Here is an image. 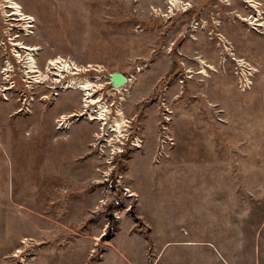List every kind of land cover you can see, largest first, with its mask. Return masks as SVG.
<instances>
[{
    "label": "rangeland",
    "instance_id": "obj_1",
    "mask_svg": "<svg viewBox=\"0 0 264 264\" xmlns=\"http://www.w3.org/2000/svg\"><path fill=\"white\" fill-rule=\"evenodd\" d=\"M18 1L33 32L15 20L6 35L0 5V170L17 199L23 164L31 200L12 210L0 264H264V26L232 13L256 10L243 0H222L221 18L218 0L173 11L166 0ZM9 37L37 44L40 67L57 55L76 63L74 75L95 84L91 106L106 102L109 120L123 112L122 142L109 145L114 132L90 118L84 91L59 89L73 74L27 80ZM198 56L216 70L196 73ZM232 56L250 63L249 79ZM115 70L132 77L120 90ZM63 115L73 123L59 130ZM41 194L45 207L32 200Z\"/></svg>",
    "mask_w": 264,
    "mask_h": 264
},
{
    "label": "bare ground",
    "instance_id": "obj_2",
    "mask_svg": "<svg viewBox=\"0 0 264 264\" xmlns=\"http://www.w3.org/2000/svg\"><path fill=\"white\" fill-rule=\"evenodd\" d=\"M246 1H248L253 6V8L256 10V14L254 15L252 14L249 17H243L240 13H238V15H240L241 18L247 20L248 24L253 23L254 24L253 28L260 31L261 28L264 26V17L260 9V5L256 0H246ZM166 2L168 4V7L170 8V11H173L175 8H178L182 4H184L182 0H166ZM0 5H1L3 22L5 24H8L6 29H4L6 35L8 34L12 35L10 32L11 30L14 29L12 26L15 24L14 23L15 20L20 21L19 24L20 26L18 31H23V34L25 35H30L33 32L31 30V26L33 25V16L24 10V6L21 4L20 1L1 0ZM185 8H187L186 4H184V9ZM15 36H18V34H15ZM219 37L223 38V35H219ZM9 38L13 44L12 45L13 54L17 57L18 60H23L22 75H24L27 80L30 81L31 79V81L34 83L37 82L46 83L49 81L50 77H54L55 80L54 83H57L58 85L61 83L62 80L61 77L63 76L64 73H68V74L71 73L73 74V76L64 80L60 84L59 89L62 91L73 90V89H80L84 91V95H85L83 100L84 107H89L96 102L93 96V91L95 86L94 82H92L88 77L82 75H74V74H78L80 69V67L76 63H71L61 55H57L55 57H49L47 59V62L44 64V66L40 67L36 59V53H38V50L40 48L37 44H25L22 41L16 42L15 38L12 37ZM3 41L4 40L0 41L1 45L4 44ZM225 46L228 50H230V48L226 44ZM232 57L234 59L237 58L238 62L241 64L242 74L246 79H249L248 75H252L253 72L252 70H248V68H246V64L250 65V63H248V61L243 57H236V56H232ZM197 63L200 64L199 66L200 70L197 71L196 73H200L201 75H208L209 70H214V71L216 70L215 64L209 62L202 56L197 57ZM53 69H56V73H54ZM255 71L257 70L255 69ZM4 74H5L4 77H6L7 72H4ZM125 75L128 77V81L125 84H128L132 81V77L127 74ZM121 87L122 86H119L118 88L115 89L120 90L122 89ZM88 110L90 111L91 119L99 118L103 121L104 124H107L106 127L107 129L105 127L103 128L104 133L105 132L107 133L109 131L114 132V136L109 140L110 146H113L115 144L116 138L119 141L125 138L124 132L126 130V118L123 115V112L120 111V115L118 117L116 116L112 120H109L108 105L106 104V102H101V101H99L96 106H91ZM93 112H97L98 115L94 117ZM75 114H78V112L75 111L71 115H75ZM66 116H70V115H63L62 119L60 118L62 122L56 127L57 129L64 130L67 129L69 126H71L73 120H66L65 118ZM163 142H165V140H163ZM134 144L136 147L142 146L143 140L141 136L137 135L134 138ZM17 251H20V249H18ZM22 260L26 261V258L22 257Z\"/></svg>",
    "mask_w": 264,
    "mask_h": 264
},
{
    "label": "crops",
    "instance_id": "obj_3",
    "mask_svg": "<svg viewBox=\"0 0 264 264\" xmlns=\"http://www.w3.org/2000/svg\"><path fill=\"white\" fill-rule=\"evenodd\" d=\"M22 165L23 164H21V166L19 167V174H18L19 182L18 183H19L20 189L17 192V199L14 198L13 193L11 192V186H10L9 180H8V183L4 181L5 183L3 182L2 184V180H4V178H3V173L0 170V235L14 233L13 230H11L14 228L13 212H12L14 206H17L18 209H21V208L24 209V202L31 200L29 199L28 194L27 193L25 194L24 185L25 184L28 185L29 175H28V172H24ZM57 170H58V176L60 180V175H61L60 169L57 168ZM43 176H44V173H43ZM42 185H44V181ZM32 200L37 203L41 202L43 204V207H45L46 197L44 196V194H41V197L37 195ZM22 224L23 222L20 223L21 227H22ZM17 233L22 234L23 231L19 230V232Z\"/></svg>",
    "mask_w": 264,
    "mask_h": 264
},
{
    "label": "water",
    "instance_id": "obj_4",
    "mask_svg": "<svg viewBox=\"0 0 264 264\" xmlns=\"http://www.w3.org/2000/svg\"><path fill=\"white\" fill-rule=\"evenodd\" d=\"M108 79L112 84L113 88L123 86L128 81V77L118 70H115L114 72L110 73Z\"/></svg>",
    "mask_w": 264,
    "mask_h": 264
},
{
    "label": "flooded vegetation",
    "instance_id": "obj_5",
    "mask_svg": "<svg viewBox=\"0 0 264 264\" xmlns=\"http://www.w3.org/2000/svg\"><path fill=\"white\" fill-rule=\"evenodd\" d=\"M222 0H218L216 3H215V5H214V7L216 8V10H218V16L221 18L222 17V15H221V10H222V2H221ZM244 1V3H243V5L245 6V7H249V8H251V9H253V6L248 2V1H246V0H243ZM232 4V2L231 1H229L228 3H227V5H231ZM262 5H263V3H261ZM263 12H264V10H263ZM232 13H234L235 15H238V10L234 7V9H232ZM109 80V79H108ZM109 83H110V81H109ZM111 84V83H110ZM112 85V84H111ZM62 116H59V120L57 119L56 120V122H57V124L59 125L61 122H62V118H61ZM61 118V119H60ZM61 165V163L59 164V166Z\"/></svg>",
    "mask_w": 264,
    "mask_h": 264
},
{
    "label": "trees",
    "instance_id": "obj_6",
    "mask_svg": "<svg viewBox=\"0 0 264 264\" xmlns=\"http://www.w3.org/2000/svg\"><path fill=\"white\" fill-rule=\"evenodd\" d=\"M110 230L106 233V234H104V238H107V237H109L111 234H112V227H113V224H110Z\"/></svg>",
    "mask_w": 264,
    "mask_h": 264
}]
</instances>
